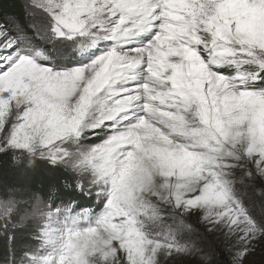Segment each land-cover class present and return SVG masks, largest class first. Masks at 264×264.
Here are the masks:
<instances>
[{
  "label": "snow or ice",
  "instance_id": "6c2138e0",
  "mask_svg": "<svg viewBox=\"0 0 264 264\" xmlns=\"http://www.w3.org/2000/svg\"><path fill=\"white\" fill-rule=\"evenodd\" d=\"M0 264H264V0H0Z\"/></svg>",
  "mask_w": 264,
  "mask_h": 264
}]
</instances>
